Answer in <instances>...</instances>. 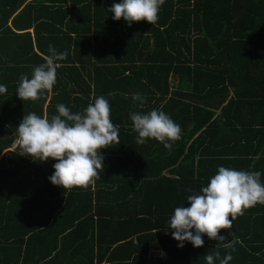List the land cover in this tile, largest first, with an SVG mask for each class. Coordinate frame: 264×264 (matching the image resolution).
<instances>
[{
  "label": "trees",
  "instance_id": "1",
  "mask_svg": "<svg viewBox=\"0 0 264 264\" xmlns=\"http://www.w3.org/2000/svg\"><path fill=\"white\" fill-rule=\"evenodd\" d=\"M27 1L0 0V84L7 86L0 94V264H206L203 257L218 242L204 236L203 247L185 242L180 248L168 224L174 209L189 207L187 197L206 187L220 166L258 171L264 183V0H165L155 24L131 26L108 11L121 0H74L72 9L67 0H31L32 10ZM98 15L100 40L84 51L100 48L111 67L86 71L85 82L93 84L83 86L70 81L81 76L71 66L88 63L75 62L79 42L70 35L87 30ZM114 32L121 44L104 41ZM49 45L68 52L58 61L67 67L55 94L22 101L19 78L10 79L8 68L27 67L31 78ZM131 66L142 67L122 77ZM79 68L85 73L90 66ZM156 86H162L159 99L148 93ZM61 89L68 93L58 95ZM135 93L180 125L181 139L171 150L152 139L136 143L130 114L142 110ZM101 95L119 126V144L101 150L104 170L94 184L54 186L49 177L56 161L21 156L16 128L31 112L43 117L48 97L50 118L58 104L82 112ZM232 225L220 235L230 241L233 233L235 251L221 247V256L231 252L229 264H264V205ZM151 243L162 257L150 252Z\"/></svg>",
  "mask_w": 264,
  "mask_h": 264
},
{
  "label": "clouds",
  "instance_id": "2",
  "mask_svg": "<svg viewBox=\"0 0 264 264\" xmlns=\"http://www.w3.org/2000/svg\"><path fill=\"white\" fill-rule=\"evenodd\" d=\"M165 0H121L112 5L109 12L113 19L123 18L129 26L146 21L153 25L158 21L161 6ZM68 52H57L49 45L44 63L36 66L31 78L21 75L16 95L22 101H36L50 92L57 81L58 61L66 59ZM7 86L0 84V94ZM139 101L140 108L146 98L139 93L132 96ZM57 113L50 118L31 112L23 116L17 130L15 146L21 156L35 161H56L54 173L49 177L54 186L64 190L86 188L100 179L104 170L102 149L119 144V126L111 120V105L103 95L95 97L82 111L73 113L64 104L56 106ZM132 131L137 134L136 143L143 145L152 139L161 143L165 149L181 139L182 129L162 110L152 109L147 113L134 111L130 114ZM261 173L236 170L220 166L206 187L199 193L187 197L189 207L179 206L170 217L168 229L172 238L183 248L185 242L195 248L204 246V236L217 241L216 251L207 253L203 258L206 264H229L231 252L221 256L219 249L235 251V239L220 235L222 230H230L232 222L243 216L245 211L257 204L264 205V183ZM194 230V231H193Z\"/></svg>",
  "mask_w": 264,
  "mask_h": 264
},
{
  "label": "crops",
  "instance_id": "3",
  "mask_svg": "<svg viewBox=\"0 0 264 264\" xmlns=\"http://www.w3.org/2000/svg\"><path fill=\"white\" fill-rule=\"evenodd\" d=\"M28 1H31V0H28ZM27 1V5H28V7H29V10H32L30 7H31V5L32 4H34V3H32V2H28ZM73 1L74 0H67V5H68V8H71L72 9V5H73ZM78 1H80V2H85L86 0H78ZM105 0H101L100 2H99V4L100 5H104L105 4ZM25 3H23L22 5H21V7H20V9H22L23 8V5H24ZM35 7H36V9L37 8H39L40 7V5H35ZM19 9V10H20ZM35 9V8H34ZM39 9H41L42 11H44L46 8H39ZM57 13H59L58 11H56ZM47 14H49V11H45V13L43 14V16L45 17ZM99 16L100 15H98L97 16V20H96V22L95 23H93V25L92 26H90V25H86L87 27H88V29L87 30H82L81 32H79V33H77V34H71L70 35V38H71V40H78V44H77V46L79 45V48H78V51L76 52L77 54H75L76 55V59H75V62H77V60H80V59H82V60H84V61H88V63H79V64H77V63H75L73 66H71V67H73L74 68V70L77 72V74L78 75H81L80 77H76V76H70L71 77V80L70 81H74L75 80V82L76 83H79L80 84V81H83L84 82V85L83 86H89V85H91V84H93V82H85L86 80H85V78H86V71H91L93 68L95 69V68H99V69H104V68H109V67H111L110 65H111V63H109V62H107V58H105L102 54H101V52H100V48L98 49V50H96V51H88L89 52V54H87L88 52H85L84 51V49L86 48V47H88L89 48V46H90V48H92L93 46H96L97 45V41L98 40H100L99 38L101 37V34L100 33H98V32H100L101 30L99 29V25H98V23H100V21H99ZM56 23L57 24H59L58 23V21H60V18L59 17H57L56 18ZM29 33H30V31H28ZM94 34L96 35V36H94ZM120 34L119 33H116V32H114L113 33V36L112 37H108V38H105L104 39V41H108V42H110L112 45L115 43V40H117L118 41V43H120L121 44V42H120V40H119V38H120V36H119ZM122 38H124V36H121ZM104 37H102L101 38V40L103 39ZM89 43V44H88ZM74 44V43H73ZM123 45V44H122ZM89 48V49H90ZM85 52V53H84ZM41 56V55H40ZM42 58H43V56H41ZM73 60V59H72ZM84 64V65H83ZM80 65H82V66H90V68L88 69V68H86L85 69V73H84V70L82 69V72H81V70H80V68H79V66ZM65 67H67V66H59L58 67V69L60 70V72H57V76L59 77L60 76V74H61V71L63 70L64 71V69L63 68H65ZM132 67V69H131V71H127V70H125L124 72H123V74H122V77L124 76V78H125V76H127L128 74H130L131 72H133L134 73V75H135V72L137 71V68H141L142 66H131ZM161 68V67H160ZM10 71H11V75H10V79H12V80H16L17 78H20V76L21 75H26V76H30V74H27V71H28V69H27V67H24V66H9V68H8ZM27 69V70H26ZM65 72V71H64ZM67 72V71H66ZM138 72H141V69L138 71ZM68 73V72H67ZM159 72H158V74H157V77L159 76ZM66 78H67V80H69V77H67L66 76ZM58 81V80H57ZM16 83L17 82H19V79L18 80H16L15 81ZM170 82H172L171 80H170ZM100 84L98 85V87H103L104 88V85L103 84H105V83H103V82H99ZM160 85H162V82L161 81H159V83H158V85L157 86H160ZM152 87V90L150 91V92H148V93H152V94H157V96L156 97H158V99H159V97H160V93L162 92V89H161V87L160 88H158V87ZM170 92H172V91H176L175 89H173V87L170 85ZM63 92L64 91H62V89L61 90H59V91H57V94L58 95H63ZM64 93H68V92H64ZM47 96H51V95H54L55 93H53V91L51 90L50 92H47ZM90 94H93L92 92L90 93ZM94 96H95V94H94ZM94 96H92V95H88V97H94ZM49 97H48V99H47V101H46V103H45V105L43 106V117L44 116H46V106H48V102H49ZM152 104V103H151ZM153 105V104H152ZM140 110H142V111H144V113H147V112H149L150 111V108H148L147 106H143V108H141ZM123 129V128H122ZM124 131H127V130H125V129H123ZM131 131V130H130ZM130 131H127V132H130ZM159 142H157L156 144H158ZM128 148H133V146L131 145V146H128ZM128 212H129V210H127ZM127 211H125V212H127ZM130 213H132V212H130ZM150 247L149 248H151V247H154V248H156V247H159V245L158 244H152L151 243V245H149ZM160 248V247H159ZM159 250H161V249H159ZM161 254L163 255V253L161 252ZM162 255H161V257H162Z\"/></svg>",
  "mask_w": 264,
  "mask_h": 264
},
{
  "label": "built area",
  "instance_id": "4",
  "mask_svg": "<svg viewBox=\"0 0 264 264\" xmlns=\"http://www.w3.org/2000/svg\"><path fill=\"white\" fill-rule=\"evenodd\" d=\"M150 252L153 254V255H156V256H161L162 254L160 252H158V250H156V248L154 247H151V250Z\"/></svg>",
  "mask_w": 264,
  "mask_h": 264
}]
</instances>
